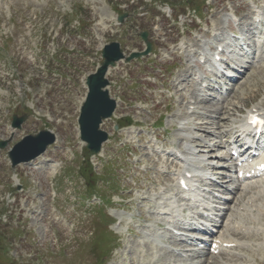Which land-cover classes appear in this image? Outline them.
<instances>
[{"label": "rangeland", "instance_id": "obj_1", "mask_svg": "<svg viewBox=\"0 0 264 264\" xmlns=\"http://www.w3.org/2000/svg\"><path fill=\"white\" fill-rule=\"evenodd\" d=\"M131 1L133 0H0V141L7 143L0 150V264L95 262L88 254L94 236L90 238L89 233H85L81 222L85 214L80 204L78 205V196L80 200L86 198H83L84 185L76 176L82 165L83 155V144L78 139L77 117L86 92L85 78L95 71L101 61L99 51L104 44L118 42L126 56L132 52H140L144 46L139 33L144 31L155 51L139 60L119 62L109 70L108 93L117 101V108L113 118L102 125V129L109 134V142L102 147L100 155L89 157L94 173L103 180L97 184L103 197L113 202H123L127 206L128 215H133L132 225L122 222L121 229L125 231L127 227H135L138 230L140 210L136 205V197H132L131 192L135 186L146 183L144 166L152 168L153 158H148L141 152L140 144L135 143L134 139L130 140L129 135L119 129L114 131V126L120 119H129L133 124L144 126L143 128L154 126L159 115L164 117L166 112L172 115L184 110L185 105L178 102V95L171 89L167 93L164 90L180 75L186 86L190 83L189 74L192 77L198 74L195 57L187 56L189 50L184 47L190 41L200 39L204 41V49L208 50L212 40L201 39L203 33L204 37L207 34L205 27H211L212 35L228 31L229 25L225 18L227 8H234L242 21L247 23V10L244 6L248 0H207L205 4L204 0H193L188 5L196 10L195 14L199 16L200 22H191V17L186 16L182 5L186 3L184 0H153L155 8H137V4L132 5ZM259 3L264 5V0H259ZM167 8L171 10L175 20L185 24L184 34L180 28L167 22L163 15ZM74 15L75 18H72ZM118 15L124 17L121 25H115ZM78 19L85 25L79 31L80 34L73 28L77 27ZM214 26L219 27L217 29L220 31H215ZM186 28L201 35L196 37ZM258 61L257 59L256 63ZM257 67L244 73V78L234 86L235 93L223 104H230V109L234 108L232 114L235 115L232 118L240 120V115L246 110L264 104V60H261L260 68ZM149 75L157 77V86L150 85L147 80ZM191 89L197 96V87L192 86ZM160 91L165 92L161 97L165 100L167 110L163 106H156L160 100ZM190 97L187 95L186 100L194 102L193 97ZM221 106L204 102L197 112L205 114L207 111H216ZM13 115L28 116L19 130L11 127ZM198 121L204 122L203 117L199 120L198 116H190L192 127ZM213 128L216 127L211 126ZM43 130L56 135V141L46 155L54 159L51 162L59 159L63 161L59 167L61 169H53L55 172L58 170L54 180L48 176V170L34 171L24 165L11 169L7 161V152L13 145L25 136L36 135ZM141 130L144 129L136 130V134L139 131L140 135ZM191 133L195 136V132ZM129 141L132 145L125 148L124 145ZM136 147V152L140 151V155L127 159L130 157L129 152L133 155L132 149ZM220 153L219 148L214 155L219 156ZM139 161L144 162V166L135 167ZM84 168L88 171L89 166ZM69 175L70 181L66 179ZM154 176L156 172L152 171L149 177ZM111 177L114 182L109 179ZM108 179L113 184L107 185ZM51 181L58 193L56 198H53L55 192L51 188ZM57 201L62 211L68 214L67 224H62L64 228H60V225L50 228L51 221H45L54 211L53 203L59 204ZM74 201L77 203L72 206L71 202ZM117 213L109 206L104 208L103 215L105 214L107 224L111 223L107 219L118 217ZM95 221L102 240L106 235L112 237L102 244L101 251L104 252L106 245L112 253L107 251L110 256L105 264H115L118 258H131V253L127 256L121 253L124 252L127 239L138 243V238L126 233L114 234L112 225L104 231L105 221L101 224L96 213L94 223ZM243 222L246 223L247 220L244 219ZM72 223L75 225L73 231ZM85 227L90 229L89 221L85 222ZM134 233L137 237L141 236L136 231ZM73 240L79 245L74 244ZM128 247H131V243ZM255 257L257 259L252 257V264H258L259 257L264 258V250L256 252Z\"/></svg>", "mask_w": 264, "mask_h": 264}, {"label": "water", "instance_id": "obj_2", "mask_svg": "<svg viewBox=\"0 0 264 264\" xmlns=\"http://www.w3.org/2000/svg\"><path fill=\"white\" fill-rule=\"evenodd\" d=\"M145 39L146 36L142 35ZM149 50V47H148ZM147 52L143 53L145 55ZM104 63L94 75L87 78L86 85L88 94L81 108L79 126L82 141L88 144L87 148L92 153L99 151L100 145L107 138L106 134L99 131V125L103 119L108 118L114 110L115 103L109 100L108 93L103 91L107 86L104 79L108 66H113L115 62L123 58L122 52L117 43H111L104 47L102 53ZM139 54H132L127 61ZM22 120L15 121L14 127H19ZM54 141L53 135L48 132H41L35 137H27L17 144L12 152L9 153L13 165L29 162L39 156L45 148ZM4 144H1L3 146Z\"/></svg>", "mask_w": 264, "mask_h": 264}, {"label": "bare ground", "instance_id": "obj_3", "mask_svg": "<svg viewBox=\"0 0 264 264\" xmlns=\"http://www.w3.org/2000/svg\"><path fill=\"white\" fill-rule=\"evenodd\" d=\"M249 25H251V24H249ZM250 27V26H249ZM251 29H252V25H251ZM239 102V101H238ZM232 107V106H231ZM235 107V106H234ZM232 110H234V108L233 109H229V108H225V107H221L220 108V112L219 113H214L213 114V116L214 117H217V115L218 114H220L221 116H222V113H224V114H226L227 116H232ZM238 111V110H237ZM257 111L258 112H263L264 113V109L262 108V109H257ZM213 123H208V124H206V123H204V126H211ZM197 127L198 128H201V127H203V124L201 123V122H198L197 123ZM227 134H228V130L227 131H225L224 133H219V135L220 136H223V137H226L227 136ZM205 145H207V143L205 142L204 143ZM213 147H215V146H212L211 148H213ZM181 174V171H180V173H179V175ZM226 243H231V241H226ZM221 251H224V249H222L221 248ZM124 253L125 254H128V253H130V251L128 252L126 249L124 250Z\"/></svg>", "mask_w": 264, "mask_h": 264}]
</instances>
